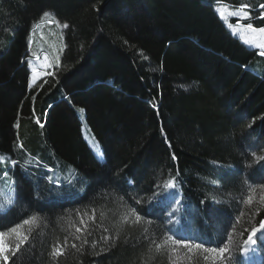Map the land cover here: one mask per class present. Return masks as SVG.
<instances>
[{"label":"trees","instance_id":"obj_1","mask_svg":"<svg viewBox=\"0 0 264 264\" xmlns=\"http://www.w3.org/2000/svg\"><path fill=\"white\" fill-rule=\"evenodd\" d=\"M220 5L264 27V0H0V232L27 237L0 264H264V55Z\"/></svg>","mask_w":264,"mask_h":264},{"label":"rangeland","instance_id":"obj_2","mask_svg":"<svg viewBox=\"0 0 264 264\" xmlns=\"http://www.w3.org/2000/svg\"><path fill=\"white\" fill-rule=\"evenodd\" d=\"M217 8L220 16L234 35L238 36L246 46L259 48L264 53V33L253 32L245 25H236L230 21L231 17L237 15L238 12H241L240 10L224 5H220ZM62 28L63 27L59 24H52V22H47L44 23V25H41L37 32L34 34V38L36 40L38 38L37 46L44 51L39 53L36 58V62L32 63L33 73L30 77L31 85H34L39 77L50 75L52 73L53 66L57 63L58 59H60L59 56H61L60 54H62L63 51V39L61 33ZM79 113L83 123L82 133L85 140L88 142L89 147L94 152L96 157L100 160L104 159V154L100 143L98 142L94 134L89 130L84 121L85 118L83 109L80 108ZM6 208L7 207H3L4 210ZM20 235L21 234L18 232L5 236V242L8 244L9 248L10 242H15L14 240L19 239Z\"/></svg>","mask_w":264,"mask_h":264},{"label":"snow or ice","instance_id":"obj_3","mask_svg":"<svg viewBox=\"0 0 264 264\" xmlns=\"http://www.w3.org/2000/svg\"><path fill=\"white\" fill-rule=\"evenodd\" d=\"M261 8H264V5H260ZM44 15H48V13H44ZM245 16H247V13L245 14ZM261 18L264 19V14H261ZM65 28L68 27V25H64ZM247 28L251 29L253 32H259V33H264V27L262 28H253L252 24H248ZM264 54V53H262ZM39 122V121H38ZM262 160H264V157H261ZM13 164H15V161H12ZM166 187L168 188H173V183L170 181ZM25 223H27V221H25ZM261 229H264V221L261 222L260 224V229L257 228H253L251 230L252 234L248 236V239L245 241V244H249V242H251V244H255L256 240L254 239V237L256 236L257 232H261ZM12 232H16V228L11 229ZM261 235H264V232H261ZM27 240V237L25 236H21L19 243L16 244L15 246V251H19L21 245ZM197 248L201 247V245H196ZM206 251H212V252H218L220 254L221 257H223L224 253L227 251V248L225 247H219V248H213V249H206ZM245 251L247 252L248 249H245ZM9 254L14 255L15 252L11 251L9 249L8 244L5 242V233L4 232H0V260L7 262L9 260ZM53 254H57L56 250L54 249Z\"/></svg>","mask_w":264,"mask_h":264}]
</instances>
